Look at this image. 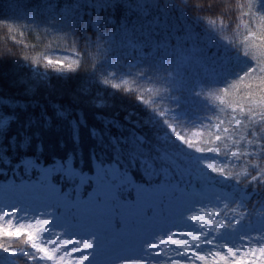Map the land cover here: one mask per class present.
Wrapping results in <instances>:
<instances>
[{
  "label": "snow or ice",
  "instance_id": "6c2138e0",
  "mask_svg": "<svg viewBox=\"0 0 264 264\" xmlns=\"http://www.w3.org/2000/svg\"><path fill=\"white\" fill-rule=\"evenodd\" d=\"M0 29V264H264V0H29Z\"/></svg>",
  "mask_w": 264,
  "mask_h": 264
},
{
  "label": "trees",
  "instance_id": "16d2710c",
  "mask_svg": "<svg viewBox=\"0 0 264 264\" xmlns=\"http://www.w3.org/2000/svg\"><path fill=\"white\" fill-rule=\"evenodd\" d=\"M179 2V0H177ZM29 3V0H0V16H11L16 14L18 11L23 12L24 6ZM11 5V6H10ZM241 31H243L241 29ZM3 39V30L0 29V40ZM18 39H23L24 44L26 46H29L28 53L29 55L33 57L41 56L45 53L46 48L45 45L50 44L55 37H48L44 44L41 45L39 42L41 40V37L38 32L32 31L31 33L25 31V34L23 37H18ZM9 47H12V43L9 41ZM16 48H13V51H16ZM5 63L0 64V85L4 88V93L0 94H12L16 91V89L10 88L8 86V82L12 79H15V76L13 75L11 68L13 67L14 61L12 58H6ZM103 68H107L110 70H115L118 75H134V73L127 72L125 69L127 66L122 65H116L108 63L106 65H101ZM29 71L27 67L21 69V72ZM95 79L94 73H84V72H77L75 74H68L67 82L63 77H59L56 75H53L52 82L55 85V94L59 95L60 93L67 92L73 88L83 79ZM105 95L111 96L113 107L109 110H107L108 114H112L115 112H119L121 116H123L125 113L129 111H136L141 114H146V109L143 107V105L136 102L134 99H132L130 96L124 95L119 91H115L111 88H104ZM80 107L84 108L86 118L88 120L89 126L96 125L100 126L99 122L95 119V113L97 110L81 104ZM192 131H195L193 129ZM63 136L65 141L68 144V147L71 148V132L70 129L65 124L64 130H63ZM81 143L85 150V153H87L88 148L93 143L89 137L87 128H81ZM1 190V189H0Z\"/></svg>",
  "mask_w": 264,
  "mask_h": 264
},
{
  "label": "rangeland",
  "instance_id": "374dc122",
  "mask_svg": "<svg viewBox=\"0 0 264 264\" xmlns=\"http://www.w3.org/2000/svg\"><path fill=\"white\" fill-rule=\"evenodd\" d=\"M4 195V192H3V190L1 189L0 190V196H3ZM101 261L103 262V256L101 257Z\"/></svg>",
  "mask_w": 264,
  "mask_h": 264
}]
</instances>
